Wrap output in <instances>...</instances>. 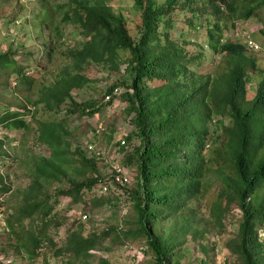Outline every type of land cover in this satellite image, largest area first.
<instances>
[{
	"label": "trees",
	"instance_id": "1",
	"mask_svg": "<svg viewBox=\"0 0 264 264\" xmlns=\"http://www.w3.org/2000/svg\"><path fill=\"white\" fill-rule=\"evenodd\" d=\"M244 2L238 11L234 0H132L139 18L135 35L129 32L125 16L115 11L108 0L62 3L65 8L61 20L71 23L81 38L63 51L68 61L58 68L51 82L38 89L32 102L40 103L48 112L59 111L65 103L63 117L75 112L92 115L102 102L111 101L112 97H102L120 83L125 87L119 93L125 103L124 112L131 113L132 123L124 135L125 143L134 137L138 141L125 157L135 162L132 186L127 189L115 185L124 188L131 198L132 220L122 228L109 225L86 233L79 223L67 227L63 241L53 250L56 255H66L67 264H91L89 249H106L103 240L109 234L118 243L139 240L141 253L150 252L154 264H180V246L186 234L193 236L197 232L196 227H190L192 207L188 202L203 192V181L210 171L222 185L208 208L214 224L222 227L231 207L240 212L235 233L225 241L226 249L240 264H264V74L247 97L251 72L261 73L257 59L242 41L220 40L224 28L235 20L241 22L238 17H247L264 5V0ZM225 8L233 13L231 18L235 16L229 23L221 17ZM176 9L190 12L192 26L198 24L193 18L204 20L208 48L223 57L219 72H194L192 68L198 64L201 51L188 52L185 41L169 32ZM208 12L215 19L211 21L204 15ZM53 31L62 39L57 24ZM121 51L126 53L122 59L125 80L109 84L98 99H71V89L88 82L81 72L85 64L102 62L118 68ZM0 68H8L16 80H30L9 47L0 52ZM151 79L159 82L150 85ZM26 112L24 106H6L0 111V124L25 128ZM209 121L218 133L208 134ZM36 128V140L47 146L48 154L36 155L27 166L29 180L21 188V203L4 221L27 257L37 255L43 237L54 244L45 233V224L52 221L53 202L58 195L68 196L70 202H85V192L97 190L102 183L96 159L86 155L79 143L70 146L64 119H37ZM209 143L213 147L207 153ZM62 179L64 184L47 190L49 182ZM8 188L0 174V190ZM108 191L92 194L90 203L110 202L112 192ZM24 218L30 222L39 218L44 226L37 231L27 227L19 235ZM96 264L109 262L99 255Z\"/></svg>",
	"mask_w": 264,
	"mask_h": 264
},
{
	"label": "rangeland",
	"instance_id": "2",
	"mask_svg": "<svg viewBox=\"0 0 264 264\" xmlns=\"http://www.w3.org/2000/svg\"><path fill=\"white\" fill-rule=\"evenodd\" d=\"M66 0H0V52L7 47L14 51L18 63L22 65L28 81L16 80L13 72L8 68H0V111L6 106L16 108L24 106L27 112L23 114L27 122L25 128H7L0 124V174L8 190H0V264H67L66 255L54 254L53 250L64 239L67 227H75L82 224V232L100 230L109 225L122 228L132 220L134 212L131 206V198L124 188L132 186L135 180V162L131 158L127 161L126 152L133 145L137 144V139L131 138L126 143L125 150H116V141L124 137L131 130L132 123L130 114L124 112V101L120 92L125 88L117 83L118 94L111 95L108 104L102 102L92 115L72 113L63 117L65 103L61 104V109L56 112L44 110L40 103L34 105L32 102L38 95V89L51 82L58 68L68 59L63 51L69 45H76L81 35L77 29L69 22L61 20L62 11L65 6L62 3ZM132 0H108L115 11H120L126 19V26L132 35L136 34V24L139 21L138 11L132 6ZM158 2L162 0H157ZM238 11L245 5L244 0H234ZM210 12L204 14L212 21ZM189 11L176 9L172 14V27L169 32L179 41H185L184 47L188 52L195 53L201 51V56L197 59L198 64L193 66L196 73L219 72L223 66L222 54L215 53L208 48L205 34V23L203 19L193 18L197 21L192 26L189 23ZM232 12L223 10L221 17L229 23ZM245 23L244 28L250 31V36L257 41L261 48L249 50L255 55L261 73L253 70L247 85V97H250L254 90V85L260 75L264 74V5L255 8L247 17H238ZM222 20V19H221ZM57 24L62 39L58 38L53 31V25ZM49 51V53H47ZM118 68L111 67L108 63L89 62L83 66L81 72L88 77V82L82 87L71 89V99L78 102L87 97L100 98L105 88L118 79L125 80L127 75L123 70V57L126 55L121 51ZM20 77V76H19ZM16 80V82H15ZM158 80H148L150 85L158 83ZM33 111V112H32ZM64 119L69 133L67 138L70 146L79 143L84 146L91 142L95 148L101 150L100 158L97 160V172L100 175H107L111 172V163H117L125 172L130 174V180L124 188L111 187L112 192L110 202L99 205H92L89 201L92 194L98 195L94 189L85 192V202H70L69 197L58 195L53 202L51 211L52 221L45 224V233L54 243L43 237V241L37 248V255L33 257L25 256V249L16 243V234L12 233L5 225V218L17 211V205L21 203V188H23L29 177L27 166L31 165L33 159L38 154L47 155L48 148L36 140L37 119ZM103 125L99 133H93L95 127ZM208 134L219 131L214 129L212 122H208ZM215 145V144H214ZM212 143L206 148V152H211ZM84 150V149H83ZM214 166V163H209ZM65 181H51L47 184V190H52L54 186L64 184ZM218 177L211 171L203 181V192L195 198L189 200L188 205L192 207L190 213V227H196L194 235L186 234L185 240L180 246L182 256L179 258L180 264H240L235 255L225 247V241L236 231L237 222L240 219V212L237 207H231L223 219L222 227L214 224L208 214L210 203L216 197L221 187ZM107 192V191H106ZM105 193V192H104ZM53 201V197L50 198ZM85 213V216L82 214ZM188 213V212H187ZM22 229L19 235H23L30 227L33 231L41 226L39 218H34L31 222L28 218L22 220ZM15 229H18L15 225ZM262 232V231H261ZM262 233H260L261 235ZM22 237V236H21ZM203 244V245H201ZM103 246L106 249L93 248L91 264H96V257L104 256L109 264H154L151 262L150 252L141 253L140 241L137 239L126 240L118 243L113 240L111 234L104 238Z\"/></svg>",
	"mask_w": 264,
	"mask_h": 264
},
{
	"label": "built area",
	"instance_id": "3",
	"mask_svg": "<svg viewBox=\"0 0 264 264\" xmlns=\"http://www.w3.org/2000/svg\"><path fill=\"white\" fill-rule=\"evenodd\" d=\"M245 23H242L238 20L233 22V25L226 27L222 30L220 40L223 39H232V40H240L245 45V47L249 50H258L261 48L260 44L255 41L250 36V31L244 28ZM119 87L113 86L110 92H107L103 95L102 99L107 100L111 97L112 94H118ZM100 127H95L93 129V133H99L103 129V125H99ZM123 146L124 149L120 147ZM86 155L91 156L96 159V161L100 158L101 150L99 148H95L93 143L88 142L82 146ZM116 150H125L126 143L124 137L119 138L116 141ZM102 183L97 188L98 193H104L109 188L115 187V185H126L130 180V174L125 172L117 163H111V172L107 175H101ZM85 216V213L82 214ZM90 250V249H89Z\"/></svg>",
	"mask_w": 264,
	"mask_h": 264
}]
</instances>
